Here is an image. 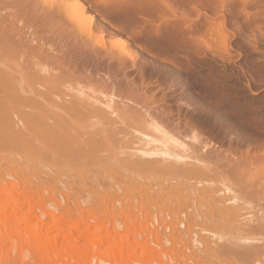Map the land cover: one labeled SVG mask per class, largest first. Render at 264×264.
<instances>
[{
    "label": "rangeland",
    "instance_id": "374dc122",
    "mask_svg": "<svg viewBox=\"0 0 264 264\" xmlns=\"http://www.w3.org/2000/svg\"><path fill=\"white\" fill-rule=\"evenodd\" d=\"M75 1L0 0V18L12 22V25L7 26L8 28L1 29L2 26L0 27V63L7 65L10 69H15L24 61V65L29 67L27 60L33 53L30 47L34 46L29 40H33L38 45L37 47L42 45V49L48 50V52L50 50L44 48L45 46L54 50L49 53L55 54L57 60L51 65L49 62V67L52 65L54 67L63 65L74 67V64H78V67H85L88 72L94 71V74L97 70L98 77L96 78L102 77L101 80L103 79L104 82L114 80L119 87L116 86L117 91L120 90L118 93L123 96V99H131L130 101L142 106L144 110L148 109L152 112L153 116L159 117L163 127V123H165L166 129H172L177 136L180 134L178 139L189 150L197 148L198 154L201 150L204 151H202L203 154L201 153L206 155L203 158L190 154L189 157L182 159L181 164L187 168L196 166L208 170L209 173L207 172L208 174L205 175L199 171L201 177L197 176L198 179L192 180L199 183L200 189L207 188L220 194L221 197L218 196L220 198H224L226 195L230 203V206H227L229 209L226 208V211L221 210L220 201H218V205L213 206V208H217L212 212L201 207L200 216L201 214L202 216L189 228L187 226L179 228L183 239L174 242L175 239L171 238L174 231L169 228L164 230V227L169 226L173 220L179 221L176 216L169 217L162 211H156L157 218L151 223L139 215V211L145 212L144 209H141L139 201L131 200L136 203L134 206L132 202L134 206L132 210L129 207L130 198L134 197V192L129 191L131 193L126 195V192L124 194L122 191L118 195L120 214L117 216V226L110 224L107 233L114 231L117 242L126 241L124 246L132 245L135 248L136 256L129 261L128 250H125L122 253V255L125 254L124 257L121 256L119 260L115 258L118 249H110L108 245L104 244L101 247L103 262L98 258L86 257L83 258V261L79 258L82 261H79L80 264H264V228H262L264 226V0H77L85 8L83 14H80L76 7L70 12L67 10L65 11L67 17H74L71 20L76 19L77 22H72L74 23H71L72 25L61 24L64 21L61 16L65 7L61 8L60 6L67 4V7L68 5L73 7ZM95 2L98 3L95 4ZM103 4L104 6H102ZM54 6L57 9L61 8V12L57 15L63 12L61 16H57V18L63 19H58V23L56 15L50 11V8L55 10ZM46 7H48L47 10ZM48 10L49 12H46ZM51 13L53 16L50 15ZM113 25H116L115 28ZM90 31L94 32L90 34ZM71 33L72 35H70ZM73 34L76 39L73 38ZM87 36H89L87 41L90 38L89 43L93 41L90 43L93 48L98 49V46H101L98 50L106 51L108 45L114 55L121 56L124 53L125 65L118 66L117 62L111 63V65L108 62H103L102 59L84 61V54L78 40H81V37L87 38ZM23 38H26L27 45H25L28 48H25L28 49L27 51L20 46ZM131 55H133L134 62L129 58ZM37 62L39 63L40 60ZM5 67L3 66V69ZM0 68H2L1 65ZM111 79L113 80L111 81ZM106 89L107 87H102V89L96 90L104 94L111 93L109 88V93ZM30 90L29 92H32ZM36 91L38 92V90ZM121 93L128 97L125 98ZM31 95L33 98H30ZM31 95L29 94L27 97L34 100V93L32 92ZM17 105L21 106L22 104H13V101H7L5 107L8 106L11 110L8 107L7 109L11 112L20 108ZM14 111L13 113L9 112L10 116L18 114V111ZM17 114L16 116L19 115ZM16 116H12L14 123L20 121L18 119L20 116ZM9 119L8 117L6 121L11 122L12 120ZM19 123L20 125H18ZM19 123L15 125L23 126L21 122ZM87 125L86 128H91ZM138 126H133L134 128L131 126L132 129L127 130L130 132L129 136L132 135L134 139L137 134L133 130L145 132ZM17 127L11 128L12 130L15 128L16 131ZM18 128L16 133L24 132L25 134V131H21L23 127ZM94 129H96L95 125ZM31 132L32 129L28 131L29 135ZM8 134L9 132L4 134L6 137L3 136V140L6 142L0 143L1 149L5 148L8 142L13 141L7 142L13 135ZM150 135H152L151 132ZM12 138L15 140L14 136ZM3 140L2 142H4ZM144 144L143 139L138 140L133 145V151L143 149ZM190 146L193 147L190 148ZM12 147H15V144ZM36 147L38 146L36 145ZM36 147L33 146L32 149H36ZM29 148H25V150ZM25 150H23L24 154L30 153H25ZM34 150L32 151L36 153L37 150ZM16 151L18 152V150ZM196 152L195 154H197ZM16 155L9 156L7 159L13 162ZM32 156L31 158L29 156L30 161L34 158ZM5 180L4 178L0 181V184L8 188L5 184L7 180ZM14 186L11 189H22L16 182ZM25 192L27 194L26 189ZM2 193L0 190V194ZM27 195L26 197L29 199L26 197L25 199L31 202L39 197L38 194ZM22 196L23 193L18 197ZM14 197V195H5V199L7 198L8 201L10 199L12 202ZM40 199L37 198L41 202ZM58 199L61 201L60 198ZM5 201L3 200V202ZM1 202L0 206H2ZM200 203L203 204V201ZM44 204L46 205V203ZM60 205L61 208L56 202L52 204L54 216L52 215L50 218L42 216L41 211L37 209L31 214V219L28 218L30 226L35 224L36 216H41L39 233L43 236L47 232L46 229L50 228V235L53 236L55 233L59 235L60 231L55 227L58 226L57 223L64 222L63 216L65 215L63 204ZM9 207L11 208V203H9ZM45 210L48 208L46 207ZM25 211L26 206H23L20 213ZM229 212L233 215L236 213L237 216L241 214V223L244 224L235 222ZM6 213L4 216L7 215ZM68 216L76 222H85L93 226L103 221L107 215L98 213L96 209L82 214L74 206L70 209ZM234 217L236 218L235 215ZM181 218L182 220L186 219L182 214ZM164 219L165 221H163ZM55 223L56 225L53 226ZM65 223L61 224L70 227L72 225L69 222ZM126 223L131 225L130 229H125ZM259 224L262 227L259 228ZM51 226L55 229L52 230ZM254 226H258V229L255 230L257 234L251 231H254ZM31 229V227L21 226L20 230H4L0 236V249L3 247L10 252L9 255L13 256V261L8 262L7 256L0 255V264H35L37 253L34 251V244L32 243V249L26 250L27 243L29 242V246L31 245V241H29V236L32 235ZM260 229L262 230L260 231ZM93 231V228L90 229L85 236L88 242L98 237H104L106 233L104 230L98 231V234ZM75 234H71V239L75 238ZM197 241L199 243L202 241L201 245L204 244L203 241H206L208 242L207 247L210 246L208 248L205 247V244L201 246ZM80 243L77 241L76 246ZM257 245L262 247L260 248L262 252L259 250L260 246L257 247ZM205 251L208 255L205 254ZM65 253L63 256H68V253ZM64 258L66 257L61 256L55 261L59 264H68Z\"/></svg>",
    "mask_w": 264,
    "mask_h": 264
},
{
    "label": "bare ground",
    "instance_id": "6f19581e",
    "mask_svg": "<svg viewBox=\"0 0 264 264\" xmlns=\"http://www.w3.org/2000/svg\"><path fill=\"white\" fill-rule=\"evenodd\" d=\"M96 3L98 2H95V4ZM62 5L59 6L61 8L65 7L64 13L67 10L68 12L72 11L75 7L77 8L78 12H80V14L85 10L83 4L77 2V0L75 1V4L72 5L73 7L69 5L67 7V4L63 6ZM55 6L58 5L55 4ZM102 6H104V4ZM47 8L48 7H46V10ZM61 8L57 9V7H55V10L54 8L51 10L50 8V11L53 12V15L55 14L57 18V16H61L63 13L62 12L60 15H57L61 12ZM69 8L72 9L70 10ZM46 12H49V10ZM64 13L61 16L64 19L61 24H71L72 22L76 21V19L72 21L71 19L74 17L69 18L67 17V14L65 13V15ZM50 15L53 16L52 13ZM68 16H70V14ZM58 19L59 18L56 20L54 18L57 23L59 20H63ZM10 25H12L10 20L8 21L4 18H0V27L2 26L1 29H4V27L7 26L9 27ZM72 33L70 35H72ZM76 34L78 33L76 32ZM83 37H81V40H78L80 42L78 43L82 47L81 51L84 54V61L86 60V62H90L89 60L92 61L94 59H102L103 62L105 61V63L108 62L113 64L114 62H117L116 64H119L118 66L125 65V60L123 59L124 53L123 55L121 54V56H116L112 52V49L111 51L109 50L108 45L106 46V49H108L106 51L98 50L101 46H98V49L94 47V49L91 47L92 44L90 45V43L93 41L89 43L88 41L90 38L87 41L89 36H87V38L85 37L86 39ZM73 38L76 39L75 36ZM25 39L26 38H23L20 43L22 49L27 45ZM29 41L30 43L34 44L35 47H30L32 48L31 50L33 53L30 55L31 58L29 57V60H27L28 63L25 60V64L27 63L28 65L32 66L31 68H29L30 66L28 67L24 65V61L22 59L23 66L21 64L15 69H10L7 65H3L2 62L0 63L2 66V68H0V139L3 140V136L6 137L4 134L9 132L8 135H13H10L11 137L7 135L10 139H5L7 142L9 140H13L8 143L13 142L11 144H15V147H12L13 145H8L7 143V146H4L5 148L2 147V149L0 146V181L4 180L5 178L7 180H5V184L8 187L5 188L3 187V184H0V190L3 192L0 194V201H2V206H0V236L6 229H11V231H13L20 230L21 226L25 228L31 227L32 232L30 233L32 235L29 236L31 245L29 246L28 242L26 250H28V248L32 249V243L34 244V251L37 253L34 260L35 264H59L56 263L55 260L61 256L66 257L64 259L67 260L66 262L68 264H80L79 261H83V258L86 257H90L91 259L98 258L99 261L103 262V259L101 258L103 253L101 247L104 244L108 245L110 249H118L115 258L119 260L121 256L124 257L123 255H125H122L123 251L128 250L127 253H129V257L128 255L127 257L130 261L131 259H134V256H136L135 248L130 244H126V246H124L123 244L126 243V241L117 242V237L114 231L107 233V228L110 224L112 226H117V216L120 214V211L118 210V195L120 192H126L127 195L128 193H131L129 191H133L134 197L130 198V201L134 199V201L137 200L141 203V209H144L145 212L139 211V215L143 218H146L151 223H153V221L157 218L156 211H162L169 217L176 216L179 221L173 220L169 226L164 227V230L169 228L174 231L171 237L173 240L175 239L174 242L178 240L181 241L183 239L178 230L179 228L185 226L189 228L191 224H194L196 220L202 216V214L200 216L201 207H205L206 211L212 212L217 208H213V206L215 207L218 205L217 203L220 201L223 207H221V210L226 211V208L230 203L225 194L224 198H220V194L207 188L200 189L199 183L194 182L195 179H198L197 176L201 177L200 173L203 175L208 174V170H203L202 168L200 169L196 166L187 168L181 164L182 159L189 157L190 154L198 156L199 158L201 156L203 158V156H206L205 153L202 155L203 150L200 152L198 151L200 154L196 152L197 148H192L189 150V148H187V146L178 139L180 134L177 136L172 129L168 130V127V129H166L165 123H163V127L162 122H160L158 119L159 117L156 116V118L151 114L152 112H150L148 109L144 110L142 106L130 101L131 99L128 100V96L125 97V94H123L125 93L124 91L121 94L124 95L127 100L123 99V96L119 95L120 90L117 91L119 87L116 85L113 79H111V81L113 80L114 82H104L103 79L101 80L102 77H99L100 79L96 78L98 77L96 68V72L94 74V71L91 72L90 70L88 72L85 67H78V64H74V67H65L64 65L62 67H54V65L49 67V62L51 65V63L54 64V62H56L55 60H57L55 54L54 56L53 54L49 53L53 49H51L49 45L48 47L50 48L45 46L44 48L50 50L48 52V50L42 49V45L41 47L39 45V48L37 47L38 45L33 42V40ZM80 45L78 46L80 47ZM26 48H28V46ZM25 50L22 51L25 52ZM132 56L133 55H131L129 58L134 62ZM30 59H32V61H30ZM37 60H40V62L38 63ZM44 62L47 63L41 64ZM3 66H7L5 67L6 70L3 69ZM57 68H60L59 71ZM32 86L38 90V92L34 88L32 89ZM102 87H107L106 90L108 93L109 88L111 93L104 94L106 93L104 88V93L98 92L99 90H96L98 88L102 89ZM28 89L34 93V100H30V98H33V94L31 95L32 92H29ZM35 91L37 94H35ZM27 94H30L31 97L29 96L30 98H28ZM7 101H13V104H22L21 110V106L17 105L20 108L17 109L19 115L17 113L16 114L20 116L18 118L20 119L19 122L23 124V126H20L23 127L22 130H20L25 131V134L24 132L22 134L16 133L19 126L17 127L15 124H18L19 122L14 123L12 116H16V114L10 116V113H13L14 110L10 112L11 109L8 106L7 107L10 110L5 107ZM134 101L137 102L136 100ZM7 116L10 118V121L12 120V123L6 121V119H8ZM17 121L18 120L16 119V122ZM135 124L139 125L140 129L143 128L145 130L144 133L138 130H133L137 134L135 137L138 138V140L143 139L145 144L143 149L133 151V145L138 140L135 141L136 138L134 139L132 135V137L129 136L130 132H127V130H130L131 126L132 128H134L133 126L136 127ZM18 125H20V123ZM86 125L87 127L90 126L91 128H86ZM94 125L96 129H94ZM15 126L17 127L16 131L15 128L13 130L11 128ZM98 126L99 128H97ZM31 129L32 132L29 135L28 131ZM147 131L148 133H146ZM150 132L152 135H150ZM13 136L15 137V140L12 138ZM2 140H0V143L4 144L6 141L3 140L4 142H2ZM33 143L38 147H36V145ZM30 144L31 146L33 144L36 149H32L33 146H29ZM28 146L32 150L35 149L39 151L37 153V151L34 150L39 156L37 157L36 153H34ZM191 147L193 146H190V148ZM25 148L29 149L25 150ZM16 150H18V152ZM23 150L26 151L25 153H30H27L26 155L23 153ZM193 150L198 155L195 154ZM19 151H22V153ZM13 153L19 154L16 155ZM14 155H16V159L13 160V162H10L7 158ZM31 155L34 157V160L32 159V161H30ZM204 171L206 172L204 173ZM232 172L234 171L232 170ZM15 182L20 185L22 188L21 190L16 188L11 189L16 186H14ZM25 189L27 190V194H30L29 196H31V194H38L39 197H36V200L31 202L28 200L29 198L26 197L27 194H25ZM22 193L23 196L19 198V194L22 195ZM5 195H14L15 197L13 202L12 200L10 201V199V202L6 200L7 198L5 199ZM25 197L28 199H25ZM37 198H41V202L37 200ZM58 198H60L61 201H59ZM3 200L6 201L3 202ZM134 201L129 203L131 210L132 207L134 208L135 206L136 202ZM201 201H203V204L200 203ZM54 202L59 205V208H61L60 204L62 203V206L65 209V215L63 216L64 222L61 223L69 222L72 225L70 227L66 226L67 223H65L66 225L57 223V227L60 228H55L59 229L61 234L57 232L59 235L55 233V235L52 236L49 234L50 228H47L46 234L42 236L39 233L41 229V216H36L34 219L35 224L33 226H30L28 218L31 219V214L37 209H39L42 213V216L46 218H50L52 215L54 216L52 212V204ZM132 202L134 203V206ZM9 203H11V208H8ZM44 203H46V205ZM23 206H26V211L21 214L20 211L23 209ZM74 206L76 207L77 211L82 214L96 209L98 213L106 214L107 216L105 218L107 219L104 218L103 221L93 226L88 225L85 222H76L71 219L70 216H68L70 209H72ZM46 207L48 210H45ZM227 209H229V207ZM5 213L7 215L4 216ZM224 213L226 216H229L226 212H223V214ZM19 214L21 215L18 216ZM181 214L185 216V220H182ZM231 214L232 213H230V216ZM234 215L239 219L237 220ZM234 215L232 214L233 217L231 218H234L233 220L238 222V224L241 223V214H239L240 217L239 215L237 216L236 213ZM163 221H165V219ZM55 225L56 223L53 226ZM251 225L249 226L251 227ZM53 226H51L52 230L55 229ZM130 226L131 225L129 223H126L125 229H130ZM258 226L259 228L262 227L260 224ZM258 226H254V231H251L255 232V230L258 229ZM92 228L94 229L93 233L95 234H98V231L104 230L106 232L105 236L98 237L88 242L85 236ZM262 228H264V226ZM237 230L240 232L239 229ZM261 230L262 229H260V231ZM72 233L77 234H75L74 239H71ZM255 233L257 234V232ZM77 241L83 244L81 245L80 243L76 246ZM201 242L198 243L201 245ZM203 242L205 247H207L206 244L208 242ZM259 246L257 245V247ZM260 248L262 247H259V250L261 251ZM212 249L214 250V248ZM251 249L253 250L255 248ZM47 250L49 251L47 252ZM64 252H66L65 254L68 253V256H63ZM215 252L213 253L215 254ZM9 253L10 252L6 251L3 247L0 249V255L7 256L8 262H12L13 256L11 254L9 255ZM205 254L208 255L207 251H205ZM251 254L253 253L251 252ZM255 257L259 258L258 256ZM79 258H81V260H79Z\"/></svg>",
    "mask_w": 264,
    "mask_h": 264
}]
</instances>
